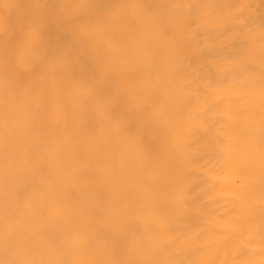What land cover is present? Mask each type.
<instances>
[{
  "label": "rangeland",
  "instance_id": "rangeland-1",
  "mask_svg": "<svg viewBox=\"0 0 264 264\" xmlns=\"http://www.w3.org/2000/svg\"><path fill=\"white\" fill-rule=\"evenodd\" d=\"M33 3L0 0V67L5 46L27 39ZM183 71L189 77L202 74L194 63ZM10 79L11 95L0 94V145H5L0 151V259L5 242L16 239L33 223L38 209L53 199L61 206L70 202L73 210L80 211L73 219L76 226L86 235L100 237L122 218L123 209L138 204L145 194L142 181L136 180L141 174L120 161L132 148L150 162L158 148V139L149 133L155 121L147 119L153 110L150 88L102 62L73 63L56 49L49 50L41 76L20 73ZM142 87L146 93L136 94ZM219 96L199 115L185 112L168 131L170 143L184 145L191 140L187 146L198 152L197 168L184 172L190 187L183 196L206 215L182 218L164 233L166 240L158 238L134 257L120 258L151 264L172 260L264 264V105L258 93L242 96L239 87ZM108 106L114 108L110 114L105 112ZM46 110L54 114L45 116ZM235 114L240 117L237 121L232 118ZM55 127L62 132H55ZM109 131L116 140L111 154L97 145ZM14 147L21 156L31 150L32 158L43 163L42 169L32 167L34 180L31 169L8 154ZM37 147L39 153L34 155ZM88 206L95 209L87 212ZM131 215L136 216L138 230L151 233L153 224L146 212ZM10 230L15 234L10 236Z\"/></svg>",
  "mask_w": 264,
  "mask_h": 264
},
{
  "label": "clouds",
  "instance_id": "clouds-1",
  "mask_svg": "<svg viewBox=\"0 0 264 264\" xmlns=\"http://www.w3.org/2000/svg\"><path fill=\"white\" fill-rule=\"evenodd\" d=\"M33 7L27 39L5 46L0 94L11 95L13 75L41 76L50 49L73 63L102 62L150 88L153 110L147 119L156 126L149 133L159 144L150 162L132 148L120 161L141 174L145 194L100 237L86 235L72 210L53 199L16 239L5 242L0 264H151L120 257L166 240L164 233L182 218L206 215L183 196L190 187L184 172L197 168L198 152L187 146L191 140L170 143V127L185 112H205L233 87L242 96L258 93L264 105V0H34ZM192 63L202 74L183 71ZM140 211L151 218L150 234L135 226L131 214Z\"/></svg>",
  "mask_w": 264,
  "mask_h": 264
},
{
  "label": "bare ground",
  "instance_id": "bare-ground-1",
  "mask_svg": "<svg viewBox=\"0 0 264 264\" xmlns=\"http://www.w3.org/2000/svg\"><path fill=\"white\" fill-rule=\"evenodd\" d=\"M143 86V85H142ZM136 94H145L146 93V91L144 90V88L142 87L141 88V90H139V91H136L135 92ZM152 94V93H151ZM113 107L111 106H108V107H106V110H105V112H108L107 114H110V110H112L113 111V109H112ZM54 110H46L45 111V116H50V115H52V114H54V113H52ZM99 114H104V112H101L100 111V113ZM233 120L234 121H237L239 118H238V115L237 114H235L233 117ZM238 118V119H237ZM104 122H106V121H104ZM57 126V125H56ZM58 127V126H57ZM58 128H60V127H58ZM60 130H63L62 128H60ZM55 132H62V131H58L57 129H56V127H55ZM110 136H113L112 135V133L109 131L108 132V134H106L105 136H103L102 138H100L99 140H98V147H103L104 148V152L105 153H107V154H111V153H113L114 152V150L115 149H113L112 148V144H114L115 142H116V140L114 139V138H110ZM118 139L120 138V140L122 141V137H117ZM107 143V144H106ZM5 147V145H0V151H2V149ZM38 149H33V154L34 155H37L38 153H39V147H37ZM103 151V150H102ZM31 150H29L28 152H27V154L25 155V154H23L22 156L19 154V152H16V150H15V147H14V150H13V152L12 151H10L8 154L10 155V156H12L13 158H15V157H19L20 159H21V162L22 163H25L26 164V167L28 168H30L31 169V171H32V174L31 175H29V176H31V180H34V172H33V170H32V167H34L35 169H42L43 168V163H40V162H38L35 158H32V156H31ZM126 153H127V150L125 151V154H124V156L126 155ZM4 158V157H3ZM5 159V158H4ZM6 160V159H5ZM234 162H235V164H234V167H235V171L238 173V171L240 170V165H239V161H240V158H234ZM9 168H11V165L10 166H8ZM26 173V171H23V174H25ZM24 179V178H23ZM134 179H136V175H135V177H134ZM136 180H138L139 182H141V180H139V179H136ZM34 182H36V180L34 181ZM126 185H133V182L132 181H127L126 182ZM101 193V191H98V192H96V194L94 195V198L95 199H98V198H96L97 197V195H99ZM92 196H93V194H92ZM62 207H65V208H69V209H71L72 210V212H73V219H75L78 215H79V213H80V211L79 210H73L72 208H71V205H70V202L69 203H65V204H63V206ZM97 207V206H96ZM95 209V206H88L87 207V212H89V211H92V210H94ZM82 212H83V209L81 210ZM98 211H100L99 209H98ZM144 218V217H143ZM12 230H10L9 231V234H10V236L12 235V234H15L14 232H16V230H14V232L12 231ZM228 239V238H227ZM226 239V240H227ZM220 244V243H219ZM95 257V256H94Z\"/></svg>",
  "mask_w": 264,
  "mask_h": 264
}]
</instances>
